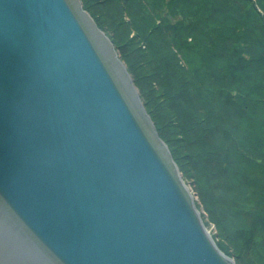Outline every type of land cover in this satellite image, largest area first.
<instances>
[{
  "label": "water",
  "instance_id": "obj_1",
  "mask_svg": "<svg viewBox=\"0 0 264 264\" xmlns=\"http://www.w3.org/2000/svg\"><path fill=\"white\" fill-rule=\"evenodd\" d=\"M0 264H236L81 0H0Z\"/></svg>",
  "mask_w": 264,
  "mask_h": 264
},
{
  "label": "trees",
  "instance_id": "obj_2",
  "mask_svg": "<svg viewBox=\"0 0 264 264\" xmlns=\"http://www.w3.org/2000/svg\"><path fill=\"white\" fill-rule=\"evenodd\" d=\"M218 246L264 264V0H81Z\"/></svg>",
  "mask_w": 264,
  "mask_h": 264
},
{
  "label": "rangeland",
  "instance_id": "obj_3",
  "mask_svg": "<svg viewBox=\"0 0 264 264\" xmlns=\"http://www.w3.org/2000/svg\"><path fill=\"white\" fill-rule=\"evenodd\" d=\"M181 171V170H180ZM182 173V172H181ZM182 177H183V175H182ZM184 179V178H183ZM184 181H185V179H184ZM186 182V181H185ZM188 184V183H187ZM189 185V187H190V189L193 191V193H194V190H193V188L191 187V185L190 184H188ZM195 196V195H194ZM196 197V196H195ZM200 210V209H199ZM208 227V226H207ZM209 228V230L210 231H212V229H213V226H210V227H208ZM212 233V232H211Z\"/></svg>",
  "mask_w": 264,
  "mask_h": 264
}]
</instances>
